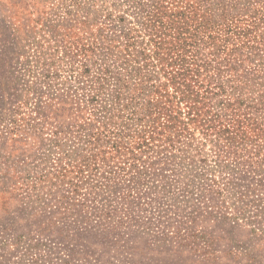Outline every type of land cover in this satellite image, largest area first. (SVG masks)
Returning <instances> with one entry per match:
<instances>
[{
  "label": "rangeland",
  "instance_id": "obj_1",
  "mask_svg": "<svg viewBox=\"0 0 264 264\" xmlns=\"http://www.w3.org/2000/svg\"><path fill=\"white\" fill-rule=\"evenodd\" d=\"M0 264H264V0H0Z\"/></svg>",
  "mask_w": 264,
  "mask_h": 264
}]
</instances>
